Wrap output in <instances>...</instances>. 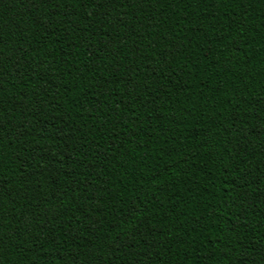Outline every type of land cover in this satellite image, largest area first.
Segmentation results:
<instances>
[{"label": "trees", "instance_id": "16d2710c", "mask_svg": "<svg viewBox=\"0 0 264 264\" xmlns=\"http://www.w3.org/2000/svg\"><path fill=\"white\" fill-rule=\"evenodd\" d=\"M0 264H264V0H0Z\"/></svg>", "mask_w": 264, "mask_h": 264}]
</instances>
